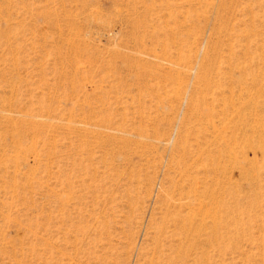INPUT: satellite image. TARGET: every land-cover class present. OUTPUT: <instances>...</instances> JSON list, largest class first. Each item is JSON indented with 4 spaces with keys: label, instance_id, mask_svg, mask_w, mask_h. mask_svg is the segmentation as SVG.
<instances>
[{
    "label": "rangeland",
    "instance_id": "374dc122",
    "mask_svg": "<svg viewBox=\"0 0 264 264\" xmlns=\"http://www.w3.org/2000/svg\"><path fill=\"white\" fill-rule=\"evenodd\" d=\"M0 264H264V0H0Z\"/></svg>",
    "mask_w": 264,
    "mask_h": 264
}]
</instances>
